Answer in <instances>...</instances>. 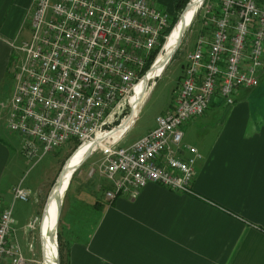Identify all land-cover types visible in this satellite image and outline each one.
<instances>
[{
  "label": "bare ground",
  "instance_id": "6f19581e",
  "mask_svg": "<svg viewBox=\"0 0 264 264\" xmlns=\"http://www.w3.org/2000/svg\"><path fill=\"white\" fill-rule=\"evenodd\" d=\"M207 1L191 0L172 27L175 16L174 0L172 4L169 3L168 9H162L152 0H139L143 5L147 2L152 8L149 9V13H152L154 9L167 17V24L161 29L164 19L162 17L153 23L154 26H157L155 29L145 19L144 11L135 8L126 9V12H131L134 15L135 30L132 32L127 31L119 23H113L114 20L111 18L115 13L119 17H122L124 13L106 1L103 3L100 0L30 1L27 12L31 22L30 36L22 41L19 46L15 45L17 39L9 44L12 51L11 55L16 54L17 61L15 60L12 70H10L12 88L10 83L9 93L0 99V131L4 127L8 134L20 136L23 141L22 154L32 162H39L49 154L58 155L61 149L71 146H73V152L67 159H65V154L63 159H60L61 164L56 175L57 178L55 177L56 180H53L45 199L42 201V196L40 197V203H42L41 219L30 225L36 234L32 238V242L28 244L31 253L30 258L23 253L16 239L14 211L18 202L28 203L33 200L34 196L22 185L13 189L11 202L0 209V264H66V251L60 234L64 197L68 196L77 174L85 168V165L89 164L90 156L98 150H101L102 153H100L103 155L102 162L99 163L101 173L112 183L111 189L105 193L109 203H113L122 196L136 199L149 184H155L175 193L196 195L193 183L197 166L204 160V155L197 145L189 142V139L186 138L188 136L186 126L205 116L209 110L215 107L213 105L216 103L231 108L240 101V92L252 93L264 86V23L261 24V7L257 14H250L248 26L242 31L244 36L242 48L238 54H234L232 52L233 43L240 34L239 23L244 20L240 17L242 7L235 5L233 9L228 11L230 16L226 26L227 42L225 48H221L218 46L217 36L223 30L222 21L227 14L225 3L230 0H211L212 4L202 16L203 33L199 36L194 50L186 54L185 64L180 75V84L174 91L172 103L157 117V125L153 130L128 146H123L120 142L124 141L126 134L138 121L153 92L155 81L164 75L166 67L179 52L177 49L181 45L185 33L189 28L192 29L200 18L201 9ZM231 1L239 4L249 2V0ZM258 3L264 4V0H258ZM189 4L190 7L188 8ZM64 8L69 10L68 24H77L80 17L85 18V22L80 24L93 44L106 43L114 38L123 39L146 28L152 29L158 38L153 48L140 56L141 64L135 69V78L128 94L118 97L117 101L106 109L102 122L93 126L96 130L87 138L72 136L57 146L47 149V144L39 136L33 134L31 129L23 124L20 125L18 121L20 113L16 111L14 103L23 77V69L28 68L29 71H33L34 65H39L43 57V53L38 51L29 60L28 52L25 49L26 45L33 44L37 36L53 34L57 29V26L53 25L54 21L58 17V12ZM53 9L55 13L52 16ZM99 12H102L103 15H100ZM104 15L105 18H103ZM35 23L38 25L37 28H35ZM113 25L116 26V30L112 29ZM171 27V32L167 34L166 32ZM102 29L107 32L105 36L101 34ZM162 39L165 40L163 43ZM158 48H160L158 54L148 66ZM196 55H199L198 59L195 58ZM232 57L236 59L234 64L231 63ZM232 64L237 67V73L234 77L229 76ZM74 67L76 68V66ZM242 78L252 79L253 83L249 84ZM187 83L194 84V95L201 98V101L205 102V106L202 110L195 111L194 114L184 115L175 127L174 133H166L161 138L165 141V147L149 160L162 174L168 175L172 181L166 183L162 179L148 176L144 184L139 185L136 184L137 171L135 169L119 168L112 171L110 169L112 161L118 160L126 154L137 156L140 153V151L139 153L136 152L139 144L145 140L153 141L151 137L161 128L162 120L180 117V100ZM227 88L228 90H226ZM215 98H219V100H215ZM122 108H124L123 111ZM129 109L131 110L129 117L124 119ZM118 113L120 115L117 121H113ZM175 132H179V135ZM92 161L90 162L91 165H99L98 162L101 159H93ZM174 163L185 166L188 172L182 167L174 166ZM1 204L0 195V207ZM5 219L8 220L7 233L4 232L6 228ZM36 243H39L40 250L38 251L37 248L35 249ZM38 252L41 253V258Z\"/></svg>",
  "mask_w": 264,
  "mask_h": 264
},
{
  "label": "crops",
  "instance_id": "0c3cea01",
  "mask_svg": "<svg viewBox=\"0 0 264 264\" xmlns=\"http://www.w3.org/2000/svg\"><path fill=\"white\" fill-rule=\"evenodd\" d=\"M161 1L169 5L173 0ZM17 33L0 36V99L10 91L9 44ZM260 95L264 96L263 87L240 92V101L231 108L222 106L227 121L221 131L199 130L220 103L186 126L189 142L204 155L193 183L196 195L149 184L136 199L122 196L109 203L105 193L112 183L99 163L85 165L72 183L61 217L66 264H264V100L257 99ZM191 133H198L197 138ZM22 144L20 136L0 131V209L11 202L18 185L34 196L28 203H17L14 211L16 239L30 258L28 244L36 235L30 225L39 220L46 184L36 171L29 179L30 169L43 159L29 169Z\"/></svg>",
  "mask_w": 264,
  "mask_h": 264
},
{
  "label": "built area",
  "instance_id": "2783aa9c",
  "mask_svg": "<svg viewBox=\"0 0 264 264\" xmlns=\"http://www.w3.org/2000/svg\"><path fill=\"white\" fill-rule=\"evenodd\" d=\"M100 1L109 2L112 7L124 13L122 17L115 13L111 19L114 20V24L119 23L129 32L135 30L134 15L126 12V9L144 11L145 19L155 29L157 26L153 23L162 17L164 19L161 29L167 24V17L156 10L148 12L152 8L147 2L143 5L139 0ZM235 5L242 7L240 17L244 18L239 23V37L233 43L232 52L238 54L244 42L242 31L248 26L250 14H257L261 7V24L264 23V4H259L258 0L240 4L230 0L225 3L227 14L222 21L223 30L217 36V43L221 48H225L227 42L226 26L230 16L228 11ZM54 13L53 9L52 16ZM99 14L103 15L102 12ZM68 15L67 8L59 11L53 24L57 26L56 31L53 34L37 36L33 44L26 45L29 60L38 51L43 53V57L39 65H34L33 71L23 69V77L14 103L16 111L20 113L18 119L20 125L23 124L31 129L33 134L39 136L47 144V149L72 136L87 138L94 132L96 129L93 126L102 122L106 109L113 105L118 97L128 94L135 78V69L141 64L140 56L151 50L158 38L152 29L146 28L123 39L114 38L106 43L93 44L80 24L85 22V18L80 17L77 24H68ZM37 27L35 23V28ZM112 29L116 30V26L113 25ZM106 33V30L102 29L101 34L105 36ZM195 58L198 59L199 55ZM235 62L236 59L232 57L231 63ZM233 64L230 68V77L237 73V67ZM242 80L249 84L253 83L252 79ZM180 103V117L162 120L161 128L151 137L153 141L145 140L139 144L136 152L140 153L137 156L126 154L112 161L110 169L112 171L119 168L135 169L136 184L139 185L144 184L148 176L170 183L172 181L170 177L162 174L149 160L165 147V141L161 138L166 133H174L175 127L184 115L194 114L205 106V102L194 95L193 83L186 84ZM175 134L179 135V132ZM174 166L182 167L188 172V169L179 163H174ZM4 221L6 223L4 232L7 233L8 220Z\"/></svg>",
  "mask_w": 264,
  "mask_h": 264
},
{
  "label": "rangeland",
  "instance_id": "374dc122",
  "mask_svg": "<svg viewBox=\"0 0 264 264\" xmlns=\"http://www.w3.org/2000/svg\"><path fill=\"white\" fill-rule=\"evenodd\" d=\"M31 0H0V36H4L6 34H13L18 31L19 35L16 38L15 45H21L22 41L26 40L30 36V29H31V22L30 17L27 15L28 7L30 5ZM157 3L159 7L162 9H168V4L161 1V0H152ZM212 4L211 0H208L206 5L201 9L200 18L197 20L195 25L192 29H188L184 35L181 45L177 49L179 52L174 57L173 60L170 61L169 65L166 67L164 75L155 81V86L153 92L148 99L147 103L145 104L138 121L134 124V126L129 130L126 134L124 141L120 144L123 146H128L129 144L133 143L140 137L146 135L151 130H153L156 125L157 117L162 114L172 103L174 98V91L180 84V78L182 74V67L185 64L186 54L192 50H194V46L199 38V36L203 33V21L202 16L206 12L207 8L210 7ZM17 33V34H18ZM17 36V35H16ZM15 40V39H14ZM13 40V41H14ZM15 60L17 61L16 54L11 55V66L10 69L12 70ZM10 74V80H11ZM12 88V83H11ZM264 89V86H263ZM255 100L253 97L252 100ZM258 100H264V96L260 95L257 97ZM215 100H219V98H215ZM124 108H122L123 111ZM220 110V111H218ZM128 112L125 114L124 119L129 117L131 110H127ZM215 111H218L215 113ZM121 112V110H120ZM120 113L116 115L113 121H117ZM256 113H254V116ZM210 120L209 123L206 125H202L200 127V132L204 129L209 128L208 130L211 131H221L223 130L226 121H227V110L222 108V106H218L214 108V111L209 114ZM253 123V122H252ZM204 128V129H203ZM1 130L5 133L6 129L3 127ZM196 130H189L188 132H194ZM191 138H197L198 133H191L189 135ZM188 138V136H186ZM71 146V145H68ZM73 152V146L69 148L61 149L60 153L57 154H49L44 157V159L39 162L37 166H35L34 170H31V166L34 165V162L30 161L28 163V168L30 172L28 173L29 179L33 177L36 172L41 174L43 178L42 181L45 182L46 186L44 190H42V197L41 200L45 199V195L48 193L51 185L53 184V180L55 179L57 172L59 170V166L61 164L60 159H63L65 154V159ZM101 150H98L93 155L90 156V162L93 159H101L98 163L102 162L103 155L100 153ZM89 162V163H90ZM94 162V161H92ZM88 163V162H87ZM34 171V172H33ZM36 171V172H35ZM57 178V177H56ZM56 180V179H55ZM67 198V197H66ZM64 197V201L66 199ZM22 203V202H18ZM41 209L42 203H40L38 207V216L41 219ZM59 231V228H58ZM35 249L37 251L40 250L39 243H36ZM41 258V253L38 252ZM31 255V253H30Z\"/></svg>",
  "mask_w": 264,
  "mask_h": 264
},
{
  "label": "trees",
  "instance_id": "16d2710c",
  "mask_svg": "<svg viewBox=\"0 0 264 264\" xmlns=\"http://www.w3.org/2000/svg\"><path fill=\"white\" fill-rule=\"evenodd\" d=\"M191 0H174L173 4H174V10H175V16L173 18V24H172V27L174 26V24L176 23L179 15H181V13L183 12L184 8L186 7V5L190 2ZM172 27L166 32L167 34H169L171 32V29ZM165 40L162 39V43L164 42ZM160 48H158L152 58L150 59L149 63H148V66L152 63V60L156 57V55L158 54ZM60 239V237H59ZM60 243H61V239H60Z\"/></svg>",
  "mask_w": 264,
  "mask_h": 264
},
{
  "label": "water",
  "instance_id": "95a60500",
  "mask_svg": "<svg viewBox=\"0 0 264 264\" xmlns=\"http://www.w3.org/2000/svg\"><path fill=\"white\" fill-rule=\"evenodd\" d=\"M187 7L189 8L190 7V4ZM188 8H187V11H188ZM181 34L183 35V32Z\"/></svg>",
  "mask_w": 264,
  "mask_h": 264
}]
</instances>
